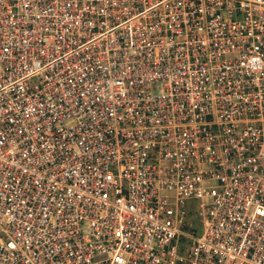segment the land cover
Segmentation results:
<instances>
[{"label": "built area", "instance_id": "1", "mask_svg": "<svg viewBox=\"0 0 264 264\" xmlns=\"http://www.w3.org/2000/svg\"><path fill=\"white\" fill-rule=\"evenodd\" d=\"M0 264H264V0H0Z\"/></svg>", "mask_w": 264, "mask_h": 264}]
</instances>
